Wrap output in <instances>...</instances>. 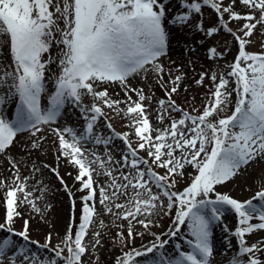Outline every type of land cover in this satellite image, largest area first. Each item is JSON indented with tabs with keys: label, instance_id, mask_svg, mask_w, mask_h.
I'll list each match as a JSON object with an SVG mask.
<instances>
[{
	"label": "snow or ice",
	"instance_id": "snow-or-ice-1",
	"mask_svg": "<svg viewBox=\"0 0 264 264\" xmlns=\"http://www.w3.org/2000/svg\"><path fill=\"white\" fill-rule=\"evenodd\" d=\"M170 3L171 0H0V156L11 173L10 180L0 179V203L5 207L0 222V233H4L0 236V264H85L84 257L103 246L99 231L86 239L99 215L97 203L106 214L128 225L126 232L116 234L123 253L116 258V264H137V257L150 253L159 255L146 264H211L213 226L221 222L226 208L238 217L239 225L233 231L238 248L229 264H264V239L250 245L246 240L248 235L264 230V188L243 202L217 191V186L247 171L251 164L264 162V51H247L251 41L245 39L258 25L264 27V0H229L227 5L223 0H178L175 12L168 7ZM237 3L249 11L243 15L236 12ZM203 6L217 13L219 27L205 30L201 21L198 29L209 37L220 29L229 31L238 43V55L227 72L219 76L215 72L200 74L195 84L203 86L205 78L209 79L210 95L202 111L193 107L189 112L173 99L179 94L183 75L173 76L169 71L166 80L165 68L159 61L168 53L167 26L187 27L192 15L201 14ZM225 14L229 21L224 20ZM241 20L245 21L239 29L242 35H237L228 24ZM208 53L209 59L223 56L215 48ZM149 72L156 74V85L164 92L165 98L158 100L160 111L156 117L159 124L167 120L163 128L151 123L145 104L152 102L154 94L128 83L130 77ZM230 82L235 87L230 88ZM47 83L53 85L51 92ZM110 84L121 86L124 100L112 99L108 89L102 87ZM45 94L47 106L42 107ZM86 96L94 102L85 104ZM13 98L16 104L9 117L4 107ZM121 104L125 107L121 108ZM229 106L230 114L221 116ZM68 107L79 110L85 122L83 129L78 133L67 126L51 131L58 141L57 160L63 157L77 169L74 179L80 184L78 191L84 193L79 221L71 189L55 168L44 165L56 175L72 207L69 226L60 243L52 246L49 232L40 245L30 240L29 220H24L20 231L13 225L22 215L18 209L25 204L43 218L36 200L44 198L47 186L33 199L27 183L31 177H21L22 161L8 153L18 135L24 133L28 137L21 150L29 155L38 150L44 139L38 134L44 126L56 124ZM104 108L116 115L123 113L132 132L115 133ZM101 118L110 131L107 136L95 131ZM114 137L126 149L115 161L111 154ZM89 143L105 146L107 159L88 149L85 145ZM141 152L146 155L141 156ZM186 166H191L195 174L189 173L188 184L177 190ZM155 169L164 172L160 174ZM40 171L33 163L32 172ZM94 174L107 177L106 183L94 180ZM161 212L171 218L167 230L151 233L155 242L143 250L131 247L135 236L143 235L134 233L135 226L146 231L159 227L152 217ZM117 227L123 229L124 224ZM185 228L187 235L182 234ZM165 236L168 239H162ZM12 237L24 243L18 245ZM170 240L177 241L172 255L163 251ZM29 243L48 255L32 251L27 247ZM124 248L130 250L124 252Z\"/></svg>",
	"mask_w": 264,
	"mask_h": 264
},
{
	"label": "rangeland",
	"instance_id": "rangeland-1",
	"mask_svg": "<svg viewBox=\"0 0 264 264\" xmlns=\"http://www.w3.org/2000/svg\"><path fill=\"white\" fill-rule=\"evenodd\" d=\"M228 2L229 0H223V3L225 5H227ZM168 7H170L173 12L177 11V9L179 8L178 0H171V3L168 5ZM234 10L242 15L249 11L239 3H237ZM254 14L257 16V18L259 17V13ZM224 20L229 21V16L227 14L224 15ZM201 21L205 30L211 27H219L217 13L208 6L202 7L201 14H193L191 23L187 27L177 28L172 25H168L167 29L170 34L168 53L166 56L161 57L159 61L165 68L166 74L164 78L166 80L169 78L167 75L169 71L173 76L177 74L183 75L184 79L181 82L179 94L174 95L173 99H175L178 105H180L185 110H188L189 112L192 111L193 107L202 111L203 105L210 95L212 85L209 79L205 78L203 86L195 84V80L199 79L200 74L202 72H206L210 75L211 73L215 72L217 76H219L221 73H225L228 71V65L231 64L234 61V58L238 55V43L229 31L220 29L216 34L209 37L206 35L205 31L198 29L197 24ZM244 23V20L230 21L228 27L237 35H242L239 29L242 28V25ZM245 39H249L251 41L250 44L246 45L247 51L252 53L264 51V27L258 25L257 28L253 31L252 36L245 37ZM210 48H215L217 52L222 53L223 56L218 57L217 59H209L208 50ZM145 76H147V79H145ZM128 83L134 88H144L146 94H154L152 102L149 104L147 101H145V104L148 105L147 111L148 113H150L151 123L154 126L163 128L167 124V120L165 121V124H159L156 117L157 113L160 111L158 100L165 97L164 92L159 86L156 85V74L153 72L142 73L141 75L130 77ZM46 87L49 92L53 90V85L51 83H47ZM102 87H106L108 89L109 95L112 99H125L124 92L119 84L103 85ZM229 87H235V84L230 82ZM185 88H187V91L184 90ZM46 95L47 94L42 97V107L47 106ZM132 98L133 100H135V95H133ZM234 99L235 94L233 95V100ZM93 102L94 101L91 96L84 97L85 104L90 105ZM15 104L16 99L13 98L5 105V115L9 117L13 115ZM120 107L124 108L125 105L121 104ZM103 110L107 116L111 117L110 122L115 133L132 132V129L127 126V118H122L123 113H121L120 115H116L113 111L107 108H104ZM230 110L231 106H229L228 112H222L220 115L223 116L226 114H230ZM177 115L178 114L173 113V116ZM84 123V120L80 117L79 110H74L71 107H68L56 124L44 126V131L38 134L44 137V139L40 142L41 147L38 150H32L30 155L26 151L21 150V146L27 140V133L19 134L16 142H14V145L9 150V156H13L17 160L22 161L20 165L21 177H31L27 183L28 190L33 193V199L41 195L40 189L44 188L45 186H47L48 189L42 200H36L37 206L43 213V218H41L40 214H37L35 211H33V209L29 205L25 204L18 209V211H20L22 215L21 217H18L16 219V222L13 225L16 231H20L22 230L24 220H29L30 240L39 241L40 245H43L45 243V238L49 232L52 233L53 237L52 246L60 243L61 238L65 235V231L69 226V216L72 207L67 192H65L56 175L50 170V168H55L59 172L60 176L63 177L65 183L72 191L76 206L77 223L79 221L81 209L80 198L82 195H84V193L78 191V189L80 188V184L74 179L77 174V169L69 165L63 157L57 160L58 141L56 136L52 133L51 129L71 126L79 133L83 129ZM95 131L105 136L110 134V131L106 127L104 118H101V120L99 121V127H97ZM113 139L114 146H112L111 154L113 156V160L115 161L120 159L121 152L126 151V149L121 140L115 139V137ZM131 139L133 140V146L135 147L136 138L134 134L131 136ZM85 146L88 149L95 151L98 155L101 156L102 159H107V156L105 154L107 149L105 148V146L94 145L91 143ZM140 155L145 156L146 154L141 152ZM33 163L40 167V172H32ZM259 164L260 163L251 164L248 167L247 171H244L242 174L236 176L233 179L238 180L239 178H241V176L250 174L248 171L254 169ZM44 165H49L50 168H45ZM155 170L160 174H163L164 172L163 169ZM68 173H71V175H68ZM189 173L194 175L195 170L191 166H186L184 178L181 179L176 185L177 190H182L188 184L190 180V177L188 175ZM254 175H256V173ZM249 177L251 178V184L253 186H256V177ZM10 178L11 173L8 170L7 162L3 156H0V179L10 180ZM94 180L98 181L101 184H104L107 181V177L103 175L96 176L94 174ZM261 188H264V186ZM153 191L155 192L157 190L153 188ZM217 191L224 194V192H222L218 187ZM242 191L243 190H241L240 192L243 193ZM2 195L3 194L0 193V198H2ZM249 198H247L246 200H248ZM234 199L238 200V198ZM96 208L99 215L94 218L95 223L90 227L89 236L86 239L90 240L91 234L95 231H99L101 233L103 246L98 247L95 253L91 254V256H85V264H116V258L118 256H122L123 254L121 251V245L117 242L118 237L116 234L120 231L126 232L128 227L127 222L115 220L111 215L106 214L104 212L103 206H101L99 203H97ZM174 211L175 209H173V212ZM4 215L5 207L3 203H0V222H3ZM227 215L230 216L236 223H238V217L230 209L226 208L224 216ZM152 219H154L160 226H152L149 230L146 231L142 226L137 224L134 228V233H143V235H136L131 247H134L137 250H143L144 247L149 246L152 242H155V236H153L151 233L160 234L162 232H165L169 224L171 223V218L164 215L163 212L159 213L157 216H153ZM101 221L103 222V227L101 226ZM121 223L124 224L123 229L117 227V225ZM256 233H263L261 235V238L264 239V230L254 232V234ZM182 234L187 235L186 228L183 229ZM2 235H4V233H0V236ZM12 239L17 241L18 245L24 243L19 237H12ZM162 239H168V237L165 236L162 237ZM176 242V240H170L166 245L165 250L163 251H166L168 255H172ZM179 242L182 245L184 244L183 240H180ZM236 245H238V242ZM27 247L32 251L40 252L42 256L48 255L47 252L39 249L36 245L29 243ZM129 250V248L123 249L124 252ZM217 250L218 248L213 247L211 264H226L230 258V255L220 251L221 248L219 249V251ZM91 251V244H89V252L91 253ZM64 255H67L66 250L64 252ZM158 255L159 253H150L148 254V256L137 257V264H146L148 260ZM97 257H99V259H97Z\"/></svg>",
	"mask_w": 264,
	"mask_h": 264
},
{
	"label": "bare ground",
	"instance_id": "bare-ground-1",
	"mask_svg": "<svg viewBox=\"0 0 264 264\" xmlns=\"http://www.w3.org/2000/svg\"><path fill=\"white\" fill-rule=\"evenodd\" d=\"M248 172L250 174H246L245 176L243 175L238 180L232 179L224 185H220L217 187L222 192H224V194H227L233 198H238V200H240L241 202L247 201V198L253 196L258 189L264 186V162H261L257 167L249 170ZM255 173L256 175H254ZM249 176H251L252 178L256 177V186H253L251 184V178ZM241 190H243V193L240 192ZM238 226V223H236L230 216H223L221 222L213 226V233L211 237L212 246L218 248L217 251H219V249L221 248L220 251L230 255L231 257L238 248V245H236L238 242V238L233 236V231ZM225 228L227 229V231L225 230ZM262 234L263 233H253L251 235H248L246 237L247 243L250 245L258 240H261ZM226 264H229V260Z\"/></svg>",
	"mask_w": 264,
	"mask_h": 264
}]
</instances>
